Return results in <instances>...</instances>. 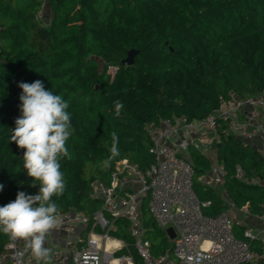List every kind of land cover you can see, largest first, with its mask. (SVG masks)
Returning <instances> with one entry per match:
<instances>
[{
	"label": "trees",
	"instance_id": "obj_1",
	"mask_svg": "<svg viewBox=\"0 0 264 264\" xmlns=\"http://www.w3.org/2000/svg\"><path fill=\"white\" fill-rule=\"evenodd\" d=\"M131 49L139 51L133 65H121ZM108 66L117 69L113 78ZM36 80L68 102L73 128L66 142L71 159L60 160L66 189L52 199L59 213L75 208L92 219L102 207L93 185L108 183L116 162L127 159L141 171L154 164L148 124L178 116L195 122L231 94L264 95V0H0V206L20 191H39L23 168L26 150L10 141L21 115L18 85ZM117 101L123 105L119 115ZM225 132L226 125H219L213 147L226 170V198L197 181L210 162L199 150L188 149L194 191L211 203L203 212L215 216L231 202L261 215L264 186L241 183L234 171L240 165L248 177L263 179V156ZM142 217L152 254L170 252L171 241L144 209ZM127 227L126 219L113 221L110 235L127 246L117 255L129 253L134 264H143ZM244 229L233 225L235 236L248 241ZM7 242L0 232V255ZM249 243L262 253L260 241Z\"/></svg>",
	"mask_w": 264,
	"mask_h": 264
},
{
	"label": "built area",
	"instance_id": "obj_2",
	"mask_svg": "<svg viewBox=\"0 0 264 264\" xmlns=\"http://www.w3.org/2000/svg\"><path fill=\"white\" fill-rule=\"evenodd\" d=\"M37 18L42 19L41 11ZM114 66L107 67L111 78ZM226 125V134L239 137L252 145L264 159V95H235L222 101L217 109L206 117L190 122L185 116L162 118L146 126L150 140L149 153L155 162L141 171L127 159L118 161L110 171L109 182L97 181L93 185V197L100 199L102 207L89 218L75 208L59 213V228L46 238L52 251V264H134L132 256L117 255L127 248L123 240L110 235L113 221L126 219V229L132 239V248L143 264H245L254 262L258 254L251 250L250 240L264 242L261 230L245 226L244 235L237 238L234 224L246 223L252 214L247 206L237 208L229 202V209L215 216L204 214L210 201H201L193 187L195 173L188 149L193 147L205 155L209 169L197 181L209 189L223 191L226 170L216 160L213 142L217 140L218 126ZM264 164V161H263ZM235 179L241 183L264 186V178L248 177L245 170L236 165ZM166 237V229L172 228L175 237L170 252L153 255L151 243L145 236L143 209ZM242 216L243 219H240ZM264 222V212L253 215ZM2 232V231H0ZM3 233V232H2ZM22 242H8L0 255V264H36L30 254L20 255ZM43 264V262H41Z\"/></svg>",
	"mask_w": 264,
	"mask_h": 264
},
{
	"label": "clouds",
	"instance_id": "obj_3",
	"mask_svg": "<svg viewBox=\"0 0 264 264\" xmlns=\"http://www.w3.org/2000/svg\"><path fill=\"white\" fill-rule=\"evenodd\" d=\"M18 86L22 89L21 115L15 120L10 141L26 150L23 168L40 187L35 195L20 191L14 201L0 206V231L13 242H22L20 255L30 253L36 264H52V251L45 245L47 236L61 223L59 207L52 198L62 196L66 189L60 160L71 159L66 147L73 134L71 114L68 102L46 90L43 81L20 82ZM122 107L117 101L116 115ZM111 152L113 157L119 154L115 143ZM103 164L106 166L108 161ZM3 187L0 184V191Z\"/></svg>",
	"mask_w": 264,
	"mask_h": 264
},
{
	"label": "crops",
	"instance_id": "obj_4",
	"mask_svg": "<svg viewBox=\"0 0 264 264\" xmlns=\"http://www.w3.org/2000/svg\"><path fill=\"white\" fill-rule=\"evenodd\" d=\"M46 15L48 16V12L46 11ZM219 191H221L220 188H218ZM223 194V193H222ZM225 197V196H224ZM240 219H243L242 216H239ZM241 223L242 225H246V226H249L251 228H254V229H258V230H261L263 227H264V222L260 221L259 219H256L255 216H251L250 219L246 220V223L245 221L243 222L241 220ZM261 242V241H260ZM262 243V253L261 254H258V257L257 259L252 262V263H256V262H260V261H264V242H261Z\"/></svg>",
	"mask_w": 264,
	"mask_h": 264
},
{
	"label": "water",
	"instance_id": "obj_5",
	"mask_svg": "<svg viewBox=\"0 0 264 264\" xmlns=\"http://www.w3.org/2000/svg\"><path fill=\"white\" fill-rule=\"evenodd\" d=\"M139 53L138 50L131 49L127 52L126 57L120 62L121 65L132 66L134 63L135 56ZM166 234L169 239H174L175 233L172 228L166 229Z\"/></svg>",
	"mask_w": 264,
	"mask_h": 264
},
{
	"label": "rangeland",
	"instance_id": "obj_6",
	"mask_svg": "<svg viewBox=\"0 0 264 264\" xmlns=\"http://www.w3.org/2000/svg\"><path fill=\"white\" fill-rule=\"evenodd\" d=\"M46 21H48V16H46ZM98 61V65H99V68H100V70H102V68H103V62L99 59V60H97ZM203 154H205V155H209L208 153H207V150L206 151H204V152H202ZM216 191H218L219 193H220V191L218 190V188L216 189ZM220 194H222V193H220ZM144 210H146V200L144 201Z\"/></svg>",
	"mask_w": 264,
	"mask_h": 264
},
{
	"label": "bare ground",
	"instance_id": "obj_7",
	"mask_svg": "<svg viewBox=\"0 0 264 264\" xmlns=\"http://www.w3.org/2000/svg\"><path fill=\"white\" fill-rule=\"evenodd\" d=\"M111 264H117V262L116 261H113Z\"/></svg>",
	"mask_w": 264,
	"mask_h": 264
}]
</instances>
